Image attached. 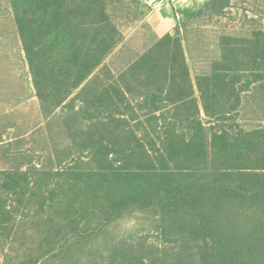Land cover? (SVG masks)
Returning a JSON list of instances; mask_svg holds the SVG:
<instances>
[{
    "label": "rangeland",
    "instance_id": "374dc122",
    "mask_svg": "<svg viewBox=\"0 0 264 264\" xmlns=\"http://www.w3.org/2000/svg\"><path fill=\"white\" fill-rule=\"evenodd\" d=\"M100 1L106 19L104 29H115L117 41L104 60L110 74L94 82L98 91L112 81V75L116 79L150 51L154 59L163 63L172 62L174 55L177 70L181 67L187 76L179 78L178 70L176 80L155 82L161 91L144 106L140 89L135 86L133 92V77L127 76L124 81L131 88L126 91L125 82L120 85L124 103L110 110H99L97 118H90L94 105L81 104V99L75 98L81 95L83 86L69 96L71 101L66 99L59 108L51 107L45 112L36 95L10 0H0V198L17 208L11 222L13 241L0 246V264H14L15 259L17 264H29L30 257L41 252L38 242L45 232L33 226L37 219L21 215L29 202L27 195L19 203L9 201L2 192L7 191L2 188L5 173L29 170V187L40 181L35 191L46 196L45 190L54 182L50 176L57 169L86 172L93 168L94 164L88 163L94 157L91 150L81 152L84 163L73 162L75 158L71 155L82 151L80 144L89 137L100 136L103 146L128 142L132 147L131 158H138V153L143 152L141 159H154L169 142H188L198 133L199 126L209 133L216 129L217 120H223L225 129L231 131L234 122L236 130L244 131L245 141L251 144L259 141L257 148L244 146L249 160L258 162L264 158V0ZM166 36L170 39L157 48ZM179 87L193 102L174 101ZM88 94H82L81 98ZM209 96L212 97L206 98ZM205 103L210 108L207 113L203 110ZM116 129L121 137L114 140L109 133ZM21 185L19 182L18 187ZM36 207L33 199L29 204L31 212ZM160 218L156 210L133 207L108 222L100 217L98 222L105 223L107 233L96 239L93 236L80 239L85 260L80 264H127L136 250L146 263L152 260L155 264H173L181 247L166 242L168 237L159 230ZM74 240L69 238L67 243L73 250ZM183 250L185 254L186 249ZM74 254L69 251L60 259L50 254L53 259L40 264H72L77 258ZM6 256H11L13 263L12 259L5 261ZM183 260L185 264L193 262L184 257Z\"/></svg>",
    "mask_w": 264,
    "mask_h": 264
},
{
    "label": "trees",
    "instance_id": "16d2710c",
    "mask_svg": "<svg viewBox=\"0 0 264 264\" xmlns=\"http://www.w3.org/2000/svg\"><path fill=\"white\" fill-rule=\"evenodd\" d=\"M100 2L10 0L36 95L45 112L51 107L59 108L66 99L68 102L69 96L83 86L81 95L75 98L81 99V104L94 105L90 118H97L99 110H110L124 103L120 85L127 76L133 77V92L135 86L140 89L144 106L161 91L155 82L178 78L181 67L177 70L174 55H170L172 62L163 63L154 59L150 51L116 79L110 75L112 81L98 91L94 82L110 74L104 60L117 41L115 29H104L106 19ZM171 14L174 17L172 10ZM169 39L166 36L156 47ZM184 74L187 76L185 70H180L179 78ZM130 86L126 81V91ZM178 90L174 101L193 102L181 87ZM86 92L89 94L82 99ZM208 109L205 103V113ZM215 127L207 133L199 126L198 133L188 142H169L154 159H141L143 152L142 155L137 152L138 158H131L132 147L128 142L103 146L100 136L89 137L80 144L82 151L71 155L75 158L73 162L84 163L81 152L91 150L94 157L88 163H93V168L86 172L57 169L52 176L46 173L55 182L45 190L46 196L35 191L40 181L32 183L34 191H31L29 170L5 173L2 188L7 191L2 192L9 201L19 203L27 195L28 208L24 207L21 215L37 219L33 226L45 231L43 235L38 231L42 236L38 242L41 252L32 255L29 264H40L53 256L60 259L69 251L77 255L72 264H80L85 261L80 239L105 236L103 221H110L129 207L161 214L160 233L168 237L167 243L180 244L182 248L173 264H185L183 257L193 259L190 264H264V158L251 161L244 149V146L257 148L259 141L253 144L245 141L244 131L236 130L234 122L231 131L225 129L223 120H217ZM109 135L114 140L121 137L117 129ZM118 155L121 158H116ZM23 187L26 191L21 190ZM33 199L37 207L31 212L29 204ZM46 213L49 215L44 217ZM16 214L17 208L0 198V246L13 241L11 222ZM100 217L102 223L98 222ZM87 222L95 225L87 226ZM69 238H75L74 250L67 245ZM11 259L6 256L5 261ZM127 264L155 263L152 260L146 263L136 250Z\"/></svg>",
    "mask_w": 264,
    "mask_h": 264
}]
</instances>
